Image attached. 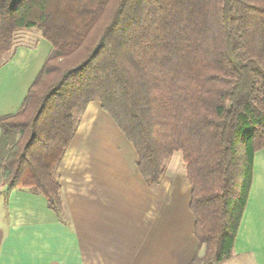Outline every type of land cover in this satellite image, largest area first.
<instances>
[{
	"label": "trees",
	"instance_id": "obj_1",
	"mask_svg": "<svg viewBox=\"0 0 264 264\" xmlns=\"http://www.w3.org/2000/svg\"><path fill=\"white\" fill-rule=\"evenodd\" d=\"M52 50L17 112L0 117V185L65 209L55 171L98 101L156 187L176 152L192 186L202 255L233 254L264 149V0H0V67L16 33Z\"/></svg>",
	"mask_w": 264,
	"mask_h": 264
},
{
	"label": "crops",
	"instance_id": "obj_2",
	"mask_svg": "<svg viewBox=\"0 0 264 264\" xmlns=\"http://www.w3.org/2000/svg\"><path fill=\"white\" fill-rule=\"evenodd\" d=\"M30 29L0 67V117L18 111L52 50ZM178 154L161 183L149 185L133 144L98 101L89 102L55 171L65 217L42 193L0 185V264H190L204 249ZM221 264H264V149L255 154L233 254Z\"/></svg>",
	"mask_w": 264,
	"mask_h": 264
},
{
	"label": "rangeland",
	"instance_id": "obj_3",
	"mask_svg": "<svg viewBox=\"0 0 264 264\" xmlns=\"http://www.w3.org/2000/svg\"><path fill=\"white\" fill-rule=\"evenodd\" d=\"M33 30L32 31H34L33 33H36V34H38V35H40L41 37H42V34H41V31L40 30H38L37 28H32ZM31 30V29H30ZM26 32H22V31H19V32H17L16 33V36H15V44H14V47H15V45H16V47L19 45V44H21V42H23L24 40H25V38H26ZM35 39H37L38 37H34ZM34 39V40H35ZM39 39V38H38ZM33 40V39H32ZM29 46H34L33 44H34V41H31V40H29V43H27ZM14 49V48H13ZM4 65V64H3ZM2 65V66H3ZM1 66V67H2ZM83 113V109H82V106H78L76 109H75V115L76 116H79V118H81V114ZM180 155H182V153H180L179 152V154L178 155H176L175 156V159H177V158H179L180 157ZM183 166H184V164H183ZM182 166V167H183Z\"/></svg>",
	"mask_w": 264,
	"mask_h": 264
}]
</instances>
